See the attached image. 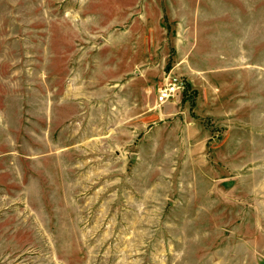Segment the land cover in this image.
I'll return each instance as SVG.
<instances>
[{
    "label": "rangeland",
    "instance_id": "374dc122",
    "mask_svg": "<svg viewBox=\"0 0 264 264\" xmlns=\"http://www.w3.org/2000/svg\"><path fill=\"white\" fill-rule=\"evenodd\" d=\"M0 264H264V0H0Z\"/></svg>",
    "mask_w": 264,
    "mask_h": 264
},
{
    "label": "built area",
    "instance_id": "2783aa9c",
    "mask_svg": "<svg viewBox=\"0 0 264 264\" xmlns=\"http://www.w3.org/2000/svg\"><path fill=\"white\" fill-rule=\"evenodd\" d=\"M185 90V81L179 77H173L157 94V103L164 105L173 102Z\"/></svg>",
    "mask_w": 264,
    "mask_h": 264
}]
</instances>
